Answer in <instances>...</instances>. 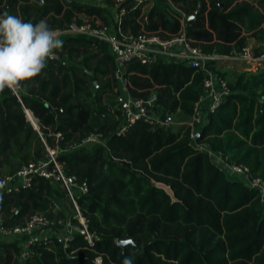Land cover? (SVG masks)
I'll return each instance as SVG.
<instances>
[{
	"label": "trees",
	"instance_id": "1",
	"mask_svg": "<svg viewBox=\"0 0 264 264\" xmlns=\"http://www.w3.org/2000/svg\"><path fill=\"white\" fill-rule=\"evenodd\" d=\"M165 2L180 13H169ZM110 8L124 10V33L168 39L183 32L214 57L206 69L228 94L191 126L204 94V71L183 61L132 60L125 73L129 95L154 94L155 103L151 118L127 126L106 44L63 36L60 60H49L39 76L22 85L18 98L7 89L0 93V183L46 158L42 140L58 146L64 173L87 187L76 202L95 240L89 246L73 233L64 247L53 235L22 264H123L128 257L132 264H264V191L230 178L211 157L217 154L264 183V64L256 71L225 69L226 58L245 49L252 58L264 55V0H0V14L34 24L45 20L55 31L72 22L95 25L93 18L110 24ZM24 110L37 119L38 130ZM167 117L168 127L153 120ZM92 133L100 135V143L84 144ZM58 200L62 190L35 177L30 187L0 197L1 225H21ZM67 211L71 218L69 206ZM125 240L129 243L117 245ZM18 252V241L0 239V264H20Z\"/></svg>",
	"mask_w": 264,
	"mask_h": 264
},
{
	"label": "built area",
	"instance_id": "2",
	"mask_svg": "<svg viewBox=\"0 0 264 264\" xmlns=\"http://www.w3.org/2000/svg\"><path fill=\"white\" fill-rule=\"evenodd\" d=\"M62 1L69 4L73 0ZM93 1L96 3L102 2V0ZM115 1L116 4H119L122 0ZM138 2H142V0H138ZM123 12V9L117 11V16L112 19L113 21L110 24H103L99 19L93 18L95 19V25H92L89 21H85L82 24L72 22L65 30L57 32L62 36H82L94 42L106 44L107 50L115 64L114 79L118 84V90L120 92L118 98L120 101L119 111L127 123V126L139 119L151 118L150 109L155 103L154 94L147 99H135L129 95L125 73L127 65L132 60L141 63H151L156 60L168 63L183 61L192 67L201 68L205 76L204 94L194 110V116L190 125L193 126V123H201L206 111L213 112L228 94V89L225 87V84L218 80L215 74L206 69L208 62L213 60L214 57L206 56L199 48L194 47L183 32L168 39H160L152 33L145 32L137 36L124 33L120 27L121 14ZM184 17L185 16H183V20ZM262 46L264 48V42ZM235 58L245 61H264V55L260 58H252L249 49H245L242 55ZM51 60H60L57 51L55 53V58ZM14 95L18 98V94ZM26 111L28 110H24L25 113H27ZM59 112H61V110H59ZM153 120L163 127L172 125V119L170 117L159 121L154 118ZM32 125L34 124L32 123ZM35 129L38 130L37 127H35ZM124 130L125 128H122L121 132ZM58 137L59 135H56V138ZM42 141L46 151V158L23 166L14 175L5 178L0 183L3 185V187H0V197L3 194L30 187L35 177H41L49 181L63 192L62 201L58 200L51 202L46 212L30 215L27 221L21 225L6 227L1 225L0 220V239L5 242L18 241L19 252L17 259L20 264L27 260L31 251L39 242L53 235L60 239L64 247L68 245L73 233L82 235L89 246H92L95 240L94 235L87 230L86 221L76 202L78 196L87 193V187L85 184H80L74 176H68L64 173L57 159L61 152L59 147H49L45 144L44 140ZM83 143L99 144L100 135L92 133ZM220 157L217 158L223 162L224 159L222 160ZM225 164L229 170H232L231 172L239 176L247 185L258 188L261 192L264 191V183L259 179L250 180L246 169L229 166L226 162ZM62 203H65V205ZM66 204L72 209L71 218L75 220L77 224H72L70 218L71 212L67 211L68 206L66 207ZM57 212H63L66 217H56ZM57 228H60V233L55 232ZM96 262L100 264L99 260Z\"/></svg>",
	"mask_w": 264,
	"mask_h": 264
},
{
	"label": "clouds",
	"instance_id": "3",
	"mask_svg": "<svg viewBox=\"0 0 264 264\" xmlns=\"http://www.w3.org/2000/svg\"><path fill=\"white\" fill-rule=\"evenodd\" d=\"M59 36L45 20L34 24L7 11L0 14V93L7 89L19 94L24 83L39 76L63 47ZM123 264H132V259Z\"/></svg>",
	"mask_w": 264,
	"mask_h": 264
},
{
	"label": "rangeland",
	"instance_id": "4",
	"mask_svg": "<svg viewBox=\"0 0 264 264\" xmlns=\"http://www.w3.org/2000/svg\"><path fill=\"white\" fill-rule=\"evenodd\" d=\"M163 6L169 13H174V12L180 13V11L175 6H173L170 2H167V3L165 2L163 4ZM225 61H226V65H225L226 68L225 69L239 70V71H256L257 65L264 64V61H254L251 63L243 62L242 60H234V59H229V60H225ZM254 63H255V65H254ZM173 122L175 125H178L181 123V121L179 119H174ZM211 157H212V160L215 163H217L224 172H227V174L230 176V178L232 177V178L240 179L239 176H237L236 174L231 172L232 170H229L227 168L223 158H221L219 155H217V154L215 155L213 153L211 154ZM217 157H220L223 160V162L221 160H219ZM62 204L65 205V203H62ZM66 207H67V205H66Z\"/></svg>",
	"mask_w": 264,
	"mask_h": 264
},
{
	"label": "crops",
	"instance_id": "5",
	"mask_svg": "<svg viewBox=\"0 0 264 264\" xmlns=\"http://www.w3.org/2000/svg\"><path fill=\"white\" fill-rule=\"evenodd\" d=\"M76 1H80V2H84V3H92L93 2V0H76ZM145 7H147V6H145ZM108 11H109V16H107V18L110 20L111 18L112 19H114L116 16H117V10L116 9H114V8H110V9H108ZM62 38H63V36L60 34V36H59V39H61L62 40ZM226 59H234V60H238L237 58H226ZM240 60V59H239ZM243 62H248V63H251V62H254V61H245V60H242ZM257 61V60H256ZM254 65H255V63H254ZM253 65V66H254ZM261 64H259V65H257L256 66V69H257V67L258 66H260ZM255 67V66H254ZM26 112H28V113H25V116H26V119H27V121L32 125V123L34 124V125H32V127L35 129V127H37L38 128V121H37V119L33 116V114L28 110V111H26ZM32 121H31V120ZM36 130V129H35Z\"/></svg>",
	"mask_w": 264,
	"mask_h": 264
},
{
	"label": "water",
	"instance_id": "6",
	"mask_svg": "<svg viewBox=\"0 0 264 264\" xmlns=\"http://www.w3.org/2000/svg\"><path fill=\"white\" fill-rule=\"evenodd\" d=\"M194 14H191V15H188V16H185L184 17V21H187L188 19H191L193 17ZM48 78L51 79V75H48ZM127 243H129L128 240H125V241H120V242H117V245L118 246H124L126 245Z\"/></svg>",
	"mask_w": 264,
	"mask_h": 264
},
{
	"label": "bare ground",
	"instance_id": "7",
	"mask_svg": "<svg viewBox=\"0 0 264 264\" xmlns=\"http://www.w3.org/2000/svg\"><path fill=\"white\" fill-rule=\"evenodd\" d=\"M28 113V112H27ZM31 120V119H30ZM32 121V120H31ZM35 124V123H34Z\"/></svg>",
	"mask_w": 264,
	"mask_h": 264
}]
</instances>
